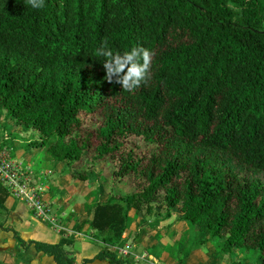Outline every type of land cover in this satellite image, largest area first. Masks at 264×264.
I'll list each match as a JSON object with an SVG mask.
<instances>
[{
    "label": "trees",
    "instance_id": "16d2710c",
    "mask_svg": "<svg viewBox=\"0 0 264 264\" xmlns=\"http://www.w3.org/2000/svg\"><path fill=\"white\" fill-rule=\"evenodd\" d=\"M0 0V109L39 139L55 166L89 154L111 162L85 204L105 247L78 262L62 242L25 241L0 228L19 251L33 245L55 264H132L112 251L133 217L175 208L188 227L221 237L227 264L256 252L264 264V0ZM154 52L151 78L132 92L104 79L97 49ZM27 148V147H26ZM100 178L101 176L98 175ZM127 179L129 192L118 184ZM155 204V205H154ZM80 229H78L79 231ZM205 242L199 238L191 248ZM1 264V263H0Z\"/></svg>",
    "mask_w": 264,
    "mask_h": 264
},
{
    "label": "rangeland",
    "instance_id": "374dc122",
    "mask_svg": "<svg viewBox=\"0 0 264 264\" xmlns=\"http://www.w3.org/2000/svg\"><path fill=\"white\" fill-rule=\"evenodd\" d=\"M17 129L16 127L13 126L10 119L6 116L5 111L3 109H0V146H7L8 148L11 147V149H13L12 154L14 153L13 156L15 158L19 160L27 161V157L24 151L26 150V147H29L27 145L38 140V135L33 130H27L21 132V130L19 129L17 130ZM20 132L22 133V136ZM33 157L35 158V160L38 157V159H40V162L42 160V162H44L46 166L44 167L39 165L36 166L37 165L36 162H33V164H35L33 165L32 164ZM28 160L29 162L25 163V165L29 167L28 168V170L30 171L29 178L32 179L34 186H36L37 189L38 187L42 186L43 189L50 188L53 189L54 191L53 195L54 198L56 199L55 201L57 202V205L54 207L51 200L47 202L50 203L48 210L50 216L53 217L54 219H57L56 222H58L63 215L74 219L75 217H78L79 219L81 217L84 220L81 229L78 231V235L75 236L76 238L74 237V239H71L72 242L67 245L68 250L72 251L74 256L77 258L78 257L77 254H83V248H85L84 255L85 254L88 255V254H92L94 252V249H98L99 251L103 247H105V243L103 241L104 236L98 234L96 231L92 232L91 228L87 224L90 215L89 213L86 212V209H84V205L90 203V201L94 197L93 192H96L97 190H98L97 192L99 193L98 196L99 200H104L105 194L101 191V181H109L111 179L114 165L111 162H97L95 163L94 166H92L94 170L88 171L87 178L85 180H81L75 177V172L77 169H81L82 167H86V169L91 168V160L89 154H85L84 159L78 164L68 166L62 163L58 166L55 167L51 166L48 168L47 167L48 161H51V164H54V161L51 160L45 148L35 147V150L33 151L31 158H29ZM46 169H50L52 173L51 174L48 173ZM98 175H100L101 177L99 178ZM241 175L247 177L250 176V178L251 177L259 178L261 181L264 182L263 173H250V172L247 173L246 171L241 170ZM118 187L122 188V191H124L125 193L129 192L130 190V185L127 179L121 181L118 184ZM22 210H24V214L22 215V223L24 226L25 225L28 226L29 224L34 222V219L32 220L26 219V217L28 216V210L25 208ZM179 212H180L179 209L175 208L172 211L171 216L167 218L165 216V208L159 209L155 207L151 215H149L148 217H144L145 219H141V217H138V219L136 218L134 220V223H136L135 225L137 224L139 225L141 220H143L142 224H145V226H147L148 228L154 229L156 231L159 230L160 232L158 231V233L163 234V241L164 242L167 241L166 243L173 246L177 242V238H176L177 236L174 234V231L181 232L183 228V225L181 224V222H179L180 220L177 217ZM132 213L133 212H131V214ZM36 220H37L36 224H41L39 222H41L42 220L41 221H39L38 219ZM22 223H18V224L21 226ZM43 225L46 231H48L47 235H52V234L56 236L59 235L53 230V227L50 226V224L47 223L46 225L45 224ZM58 226H64V225L60 223ZM189 229H190L191 239L189 241V244H187L188 250L191 249V245L193 244L194 241H196L199 238L203 239L204 235H207V234H203L202 232H199L197 227H193V228L190 227ZM132 232L134 231L132 230ZM8 234L11 237L10 233ZM32 235L37 236V237H33L36 240H42L48 242L52 241L51 239H48L49 237H44L38 234H32ZM131 237L133 238L134 235L131 234ZM211 242L220 244V251L222 252L221 237H214L211 239ZM200 247L201 245H199V247L197 248ZM75 248L76 251H78V253L74 251ZM129 248L130 249L132 248V251L134 250L135 246L133 245V243L131 242L129 243ZM217 248L216 251L218 253ZM23 251H25V249L21 248L18 251L15 247L13 248L8 245V240H2V238L0 239L1 264H28L23 260L24 259ZM174 252L175 254L177 253L176 251ZM249 253H250L249 255L250 261L252 263H255L257 253L253 251ZM127 258L131 259L132 264H143L141 262H145L140 259L136 261L135 259L137 258L132 254L129 255V257ZM224 258H225L223 259L224 263L227 264L228 256L225 255ZM38 262L39 264H45V262L44 261L42 262L41 259H38Z\"/></svg>",
    "mask_w": 264,
    "mask_h": 264
},
{
    "label": "crops",
    "instance_id": "0c3cea01",
    "mask_svg": "<svg viewBox=\"0 0 264 264\" xmlns=\"http://www.w3.org/2000/svg\"><path fill=\"white\" fill-rule=\"evenodd\" d=\"M10 121L13 124V126L16 127V129L18 128L19 130H21V132L25 131L21 127L17 126L11 119ZM21 132L20 134L22 136ZM34 132L37 134L36 131ZM34 150L35 147H31V146L27 147L26 150L24 151L27 157V161L24 160L21 161H23L24 163L29 162L28 159L31 158V155ZM33 162H36L37 164L36 166L38 165L43 167L46 166V164H44L42 160L40 162V159H38V157L36 158V160L33 157L32 164ZM51 166L55 167V163L51 164V161H48L47 167L49 168ZM46 171L50 174L52 173L50 169H46ZM45 190L46 191L43 194L44 200L46 201L51 200L52 204L55 207L57 205V202L55 201L56 199L54 198L53 195L54 193L53 189L46 188ZM4 206L8 210L6 224L9 226H13V228L18 230L19 232L18 231L17 232L25 241L36 240L33 237H37V236H33L32 234H38L44 237H49L48 239L52 240L50 242H62L63 244H65L67 248L68 247L67 245L72 242L71 239H74L75 234L78 232V229H81L82 224L84 223V220L81 217L80 219L78 217H75L74 219L63 215L62 218L59 219L57 223L58 225L61 223L64 226H59L61 227V230L58 231L57 229L54 228V226L51 223H49L48 221H43L41 218L36 216L35 213L23 201L16 199L14 196L10 194L6 197ZM24 208L28 210V216L26 217V219H30V220L34 219V222L29 224L28 226L27 225L24 226L22 223V215L24 214V210L22 209ZM84 209H86L85 205H84ZM86 212L89 213L87 209ZM131 212L129 213V215L133 217L132 222L130 226L127 228V230L122 234V239L120 243H117L110 247L112 251H116L120 256L129 257V255L132 254L137 258L135 259L136 261H138V259L145 261V262H141L143 264H147V263L148 264H225L223 260L225 259L224 258L225 255L223 252L220 251V244L211 242L209 236L207 235H204L203 238L205 239L204 243L198 244L194 248L188 250L187 244H189V241L191 239L190 229L187 223L180 218V214H178L177 217L180 220L179 222H181V224L183 225L184 229L182 228L181 232L174 231V234L177 236V237L174 236L177 238V242L174 245L172 244L173 246H171L168 243H166L167 241L166 242L163 241V234L158 233L159 230L156 231L154 229L148 228L147 226H145V224H142L143 220H141L139 225L138 224L135 225L136 223H134V220L136 218L138 219V217L137 216L134 217V212L132 214ZM89 215L90 216L88 220H90L92 217V214L89 213ZM34 217L39 221L42 220L41 222H39L41 224H36L37 220ZM141 219H145V218L141 217ZM18 223H22V225L20 226ZM47 223L50 224V226L53 227V230L59 234L58 236L53 234L47 235L48 231H46L43 225V224L46 225ZM19 227L22 230H20ZM0 230H1L0 239L2 238V240H8V245L10 247L16 248V241L13 238L12 233L9 231H4L1 228ZM132 230L134 232H132ZM92 232L95 231L92 230ZM8 233H10L11 237L9 236ZM131 234L134 235L133 238L131 237ZM130 242L133 243V245L135 246L134 248L135 251L134 250L132 251V248L131 249L129 248ZM199 245H201V247L197 248L199 247ZM216 248L218 250V253L216 251ZM74 251H76V248ZM122 251H125L126 254H122ZM174 251H176L177 253L175 254ZM97 252L98 249H94V252L92 254L84 255L85 248H83V254H77L79 258L78 257L75 258L78 262H80L83 258L94 256ZM76 253H78V251H76ZM245 255L249 256L250 253L237 252L236 258H244ZM23 256H24L23 260L28 264L30 263L39 264L38 259H41L42 262L44 261L45 264H55L52 257L48 256L47 254L37 252L33 247V245L28 246V248L25 249V251H23ZM88 264H108V262L106 260H95ZM243 264H254V263H252L248 258L243 260Z\"/></svg>",
    "mask_w": 264,
    "mask_h": 264
},
{
    "label": "clouds",
    "instance_id": "9594fccd",
    "mask_svg": "<svg viewBox=\"0 0 264 264\" xmlns=\"http://www.w3.org/2000/svg\"><path fill=\"white\" fill-rule=\"evenodd\" d=\"M27 3L36 9H43L45 0H27ZM99 56L104 57L102 63L105 71L104 79L119 84L124 91L132 92L141 85H146L151 78V67L154 52L137 46L124 53L113 52L105 40L97 49Z\"/></svg>",
    "mask_w": 264,
    "mask_h": 264
},
{
    "label": "built area",
    "instance_id": "2783aa9c",
    "mask_svg": "<svg viewBox=\"0 0 264 264\" xmlns=\"http://www.w3.org/2000/svg\"><path fill=\"white\" fill-rule=\"evenodd\" d=\"M12 152L11 147L0 146V184L8 191V194L23 201L36 216L51 223L58 231L61 230L56 219L48 213L50 203L44 200L45 189L42 186L38 189L34 186L32 179L29 178V167L15 158ZM77 235L78 232L75 236ZM122 254L126 252L122 251Z\"/></svg>",
    "mask_w": 264,
    "mask_h": 264
}]
</instances>
